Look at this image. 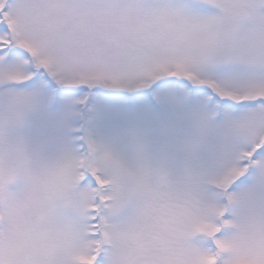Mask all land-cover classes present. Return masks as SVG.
<instances>
[{
  "label": "snow or ice",
  "instance_id": "1",
  "mask_svg": "<svg viewBox=\"0 0 264 264\" xmlns=\"http://www.w3.org/2000/svg\"><path fill=\"white\" fill-rule=\"evenodd\" d=\"M0 264H264V0H0Z\"/></svg>",
  "mask_w": 264,
  "mask_h": 264
}]
</instances>
